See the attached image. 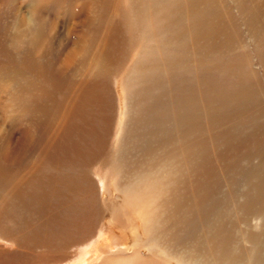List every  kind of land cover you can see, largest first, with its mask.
Segmentation results:
<instances>
[{"label":"rangeland","instance_id":"obj_1","mask_svg":"<svg viewBox=\"0 0 264 264\" xmlns=\"http://www.w3.org/2000/svg\"><path fill=\"white\" fill-rule=\"evenodd\" d=\"M209 263L264 264V0H0V264Z\"/></svg>","mask_w":264,"mask_h":264},{"label":"bare ground","instance_id":"obj_2","mask_svg":"<svg viewBox=\"0 0 264 264\" xmlns=\"http://www.w3.org/2000/svg\"><path fill=\"white\" fill-rule=\"evenodd\" d=\"M258 175V174H257ZM256 177V176H255ZM257 178V177H256ZM258 179V178H257ZM256 179V180H257ZM256 199V198H255ZM263 199V198H262ZM252 202V201H251ZM198 209V208H197ZM197 212V211H196ZM191 213V212H190ZM208 214V213H207ZM202 216V215H201ZM197 218V217H196ZM196 221V220H195ZM146 223V222H145ZM206 223V222H205ZM195 227V226H194ZM207 227V226H206ZM194 234H199V235H202L200 232H195ZM199 235H194V239H192V240H188L189 242V245H186L188 248H192L194 251H196L197 253H198V249H200V248H205L204 247V245H205V241H203V239H202V236H199ZM210 236V235H209ZM206 237V236H205ZM204 237V238H205ZM136 239H137V237H136ZM211 239V238H210ZM213 239V238H212ZM217 239V238H216ZM207 240V239H206ZM209 240V239H208ZM186 241V240H185ZM184 241V242H185ZM195 241V242H194ZM177 245L176 246H178L177 248H179L180 247V245H178V243H176ZM213 245V244H212ZM207 246H208V244H207ZM210 249V248H209ZM212 249V248H211ZM214 249V248H213ZM212 249V250H213ZM203 251H205L204 249H202ZM224 250V249H223ZM214 251V250H213ZM208 252V251H207ZM206 253V252H205ZM198 255V254H197ZM203 260V259H202ZM213 260V259H212ZM210 264V263H209Z\"/></svg>","mask_w":264,"mask_h":264}]
</instances>
